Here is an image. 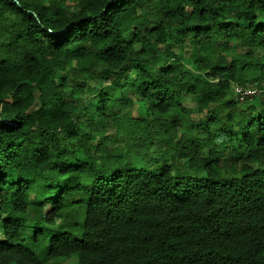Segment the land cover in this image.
Wrapping results in <instances>:
<instances>
[{"label":"trees","instance_id":"trees-1","mask_svg":"<svg viewBox=\"0 0 264 264\" xmlns=\"http://www.w3.org/2000/svg\"><path fill=\"white\" fill-rule=\"evenodd\" d=\"M59 257L264 264V0H0V264Z\"/></svg>","mask_w":264,"mask_h":264},{"label":"rangeland","instance_id":"rangeland-1","mask_svg":"<svg viewBox=\"0 0 264 264\" xmlns=\"http://www.w3.org/2000/svg\"><path fill=\"white\" fill-rule=\"evenodd\" d=\"M192 47L193 45H191L189 42H187L182 50L183 52V62L185 67L187 68H191L193 67L192 64ZM175 51H178V47L176 46ZM247 49H245L246 51ZM227 51V55L230 57L233 54H236L237 52H241L243 51L241 46H230L226 49ZM74 79L71 80V82H73ZM234 91H235V95L237 97V99L239 101H244L246 99L247 96H250L252 94H254L255 92H259V89H257L255 86H253L252 82H248L246 85H241V84H236L234 85ZM182 104H184L186 107H191V108H195L197 105L195 102L191 101V100H185ZM132 114L133 115H139V111L135 108L132 110ZM198 114H194L195 118H198ZM203 119H205V116L202 117ZM231 146L226 147L223 150V153H228L230 151ZM76 259L75 258H66V257H59V258H55L53 259V263L54 264H75Z\"/></svg>","mask_w":264,"mask_h":264}]
</instances>
